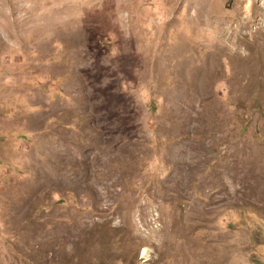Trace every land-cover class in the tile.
Segmentation results:
<instances>
[{
    "label": "rangeland",
    "instance_id": "rangeland-1",
    "mask_svg": "<svg viewBox=\"0 0 264 264\" xmlns=\"http://www.w3.org/2000/svg\"><path fill=\"white\" fill-rule=\"evenodd\" d=\"M0 264H264V0H0Z\"/></svg>",
    "mask_w": 264,
    "mask_h": 264
}]
</instances>
